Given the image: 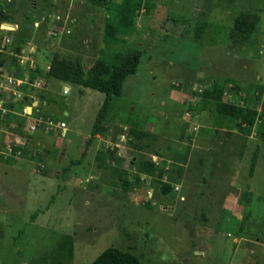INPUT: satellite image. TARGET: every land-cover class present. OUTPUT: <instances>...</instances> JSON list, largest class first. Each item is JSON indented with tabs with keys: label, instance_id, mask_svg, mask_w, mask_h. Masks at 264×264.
I'll list each match as a JSON object with an SVG mask.
<instances>
[{
	"label": "rangeland",
	"instance_id": "1",
	"mask_svg": "<svg viewBox=\"0 0 264 264\" xmlns=\"http://www.w3.org/2000/svg\"><path fill=\"white\" fill-rule=\"evenodd\" d=\"M240 11L259 21L233 43ZM0 16L18 23L25 56L23 91L2 84L19 68L14 58L0 69V103L10 105L0 110V264H90L108 246L139 264H264V140L256 128L241 132L212 96L217 83L223 101L264 110V0H143L114 42L104 39L108 11L93 0H0ZM127 48L141 50L137 69L93 135L104 93L72 84L69 94L45 92L25 76L55 53L88 68L103 50ZM33 93L52 94L54 114L37 104V122L13 108L16 98L33 106ZM38 127L57 147L30 138Z\"/></svg>",
	"mask_w": 264,
	"mask_h": 264
},
{
	"label": "trees",
	"instance_id": "2",
	"mask_svg": "<svg viewBox=\"0 0 264 264\" xmlns=\"http://www.w3.org/2000/svg\"><path fill=\"white\" fill-rule=\"evenodd\" d=\"M93 1L105 7L108 11V19H106L104 28V39L109 42L117 41V35L127 34L131 31L133 21L141 10L143 3V0ZM0 19H2L1 16ZM4 20L6 21V19ZM258 21L259 15L257 13L240 11L235 16L233 25L229 30L230 40L233 43L246 42L253 33ZM23 41V39H20L17 43L20 44ZM101 53L102 56L98 57L88 68H85L84 63L78 57L60 56L55 53L50 58L48 56L49 68L46 71L48 76L59 81L92 88L104 93V98L94 118L91 130L92 135L100 132L103 128L101 122L106 115L112 97L121 94L123 80L127 75L136 71L141 57L139 48L111 50L108 52V57H104V50ZM35 69L36 73L42 74V69L38 65H36ZM221 94L222 86L215 83L212 96L215 100L216 110L235 119L238 129L245 134H250L252 129L256 128L259 137L264 140V110L258 111L254 107L225 102L222 100ZM88 142L89 139L86 140V143ZM83 155L84 150L81 153V157ZM139 169L147 173L151 172L145 162L139 166ZM161 188L164 192L170 190V186L167 183H162ZM90 264H139V258L132 252L115 246H108Z\"/></svg>",
	"mask_w": 264,
	"mask_h": 264
},
{
	"label": "crops",
	"instance_id": "3",
	"mask_svg": "<svg viewBox=\"0 0 264 264\" xmlns=\"http://www.w3.org/2000/svg\"><path fill=\"white\" fill-rule=\"evenodd\" d=\"M6 22H8L10 24H13L14 28L11 29V30H8V31H3L4 33L3 32L1 33V36H0V69L5 67L7 65L6 63H8L9 61H13V58L17 61L16 63H19V65H18L19 68L14 69V71L11 72L10 74H8L9 71L8 72L4 71L2 73V84L4 85V83H5L6 84L5 87H6L9 83H14L15 82V84L18 86L17 89H20V90L23 91V89H22L23 87H21L22 85L21 86H19V85H20V83H22L21 82L22 81L21 69H23V67L20 65V62H21V59L24 56L22 48H21L22 43L24 41L22 43L18 44L17 43L18 40L15 39L17 37H15L14 33L18 32L19 29H20L18 27V23L17 22H9V21H6ZM6 36L9 37L10 41L5 44L3 39ZM13 42L17 43V45H15V47H13ZM4 44H5V46H4ZM17 47H19V48H17ZM10 56H12V58ZM37 63H38V66L42 69V74H39V73L35 72V70H36L35 67H36L37 64H35V62L33 60V63H32V66H31L30 70L28 71L27 74H25V76L27 77V81L28 82L30 81L29 83H32L33 85H35V87H40V86L44 85L41 89L44 90L45 92L49 91V92L57 93V94H60V95L62 94V91H61L62 90V84H68L70 86L69 83L63 82V81H59V80H57L55 78H52V77H50V76H48L46 74V71L48 70V66H49V62L47 61L46 57L43 58L41 60V62H37ZM24 68H25V66H24ZM33 74H35V75H33ZM33 76H35L37 78H34V80H33V78H32ZM54 80H56V82H58L59 87H60V90L55 91V92H54V89L51 87L53 85V81ZM36 82L41 83L42 85H40V84L36 85ZM8 86L12 87L10 84ZM17 91H19V90H17ZM70 91H71V86H70V89H69V93H70ZM69 93H67V94H69ZM25 98H27V97H25ZM14 101L15 102L13 103V108L15 110H17V106L18 105L21 106V111H25L26 112V110L29 109L30 113L33 115L32 117L35 118V119L37 117H39V112L35 111V110H38L39 107H41L42 112L44 114H51V113L54 114V112L56 110L55 106H54V103L52 101V94H49L47 96V95L40 94V93H36V94L33 93V99L31 101V104H33V106L32 105H30V106L23 105L21 103V99L20 98H16V100H14ZM4 102L5 101H3L2 103L4 104ZM2 103H0V110H2L3 112H8L9 109H10L8 106H10V105L7 104L8 106L6 108V106L2 105ZM37 104L40 105V106L39 107H35ZM25 107H26V109H24ZM62 114L67 116V115H69V111L67 109L63 108L62 109ZM59 120H63V119H59ZM37 125H40V124L37 123L36 126ZM5 127H9V126H5ZM21 129L24 130V136L28 135V132L25 131V129H26V124L25 123L23 124ZM44 135L45 134L42 131V129L40 127H38V128L35 129V131L32 134H30V138L34 139L35 143H37L40 146H44V144L52 146L51 144L54 143V147H57V145L59 144L58 138L53 137V140H52V139H50V137H46V135L45 136ZM16 136H17V138H19V135L16 134ZM47 140H51V141H47ZM45 142H48V143L46 144ZM51 150L52 151H56L54 149H51Z\"/></svg>",
	"mask_w": 264,
	"mask_h": 264
},
{
	"label": "built area",
	"instance_id": "4",
	"mask_svg": "<svg viewBox=\"0 0 264 264\" xmlns=\"http://www.w3.org/2000/svg\"><path fill=\"white\" fill-rule=\"evenodd\" d=\"M54 21V23L55 24H57L58 22H62V24L60 25V27L62 28V31H66V32H69V30L68 29H65V23L63 22V19L60 17V16H57V19H54L53 20ZM36 23V22H35ZM14 28V25L13 24H10V23H8V22H6V21H0V30L1 31H8V30H11V29H13ZM52 33H53V35H56L58 32L56 31V30H52ZM3 41H4V43L6 44V43H8L9 41H10V39H9V37L8 36H6V37H4V39H3ZM5 44H4V46H5ZM25 56H23V58H24ZM22 58V57H21ZM32 63H33V60L31 61ZM48 68H49V66H48ZM10 81V80H9ZM62 94H67L68 92H69V85L68 84H62ZM35 120H37V122L38 121H40L41 119L39 118V117H37ZM45 122L47 123V124H49V125H52L53 124V122H52V120H50V119H48V118H45ZM60 125L61 126H64V122H60ZM35 126L36 125H32L31 127H30V129H34L35 128Z\"/></svg>",
	"mask_w": 264,
	"mask_h": 264
}]
</instances>
